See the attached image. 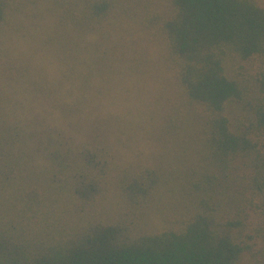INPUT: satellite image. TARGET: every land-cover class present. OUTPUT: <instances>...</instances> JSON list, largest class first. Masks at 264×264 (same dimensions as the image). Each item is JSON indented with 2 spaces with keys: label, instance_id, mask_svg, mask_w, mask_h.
I'll return each mask as SVG.
<instances>
[{
  "label": "trees",
  "instance_id": "1",
  "mask_svg": "<svg viewBox=\"0 0 264 264\" xmlns=\"http://www.w3.org/2000/svg\"><path fill=\"white\" fill-rule=\"evenodd\" d=\"M0 264H264L259 0H0Z\"/></svg>",
  "mask_w": 264,
  "mask_h": 264
},
{
  "label": "rangeland",
  "instance_id": "2",
  "mask_svg": "<svg viewBox=\"0 0 264 264\" xmlns=\"http://www.w3.org/2000/svg\"><path fill=\"white\" fill-rule=\"evenodd\" d=\"M259 1L264 6V0H259Z\"/></svg>",
  "mask_w": 264,
  "mask_h": 264
}]
</instances>
